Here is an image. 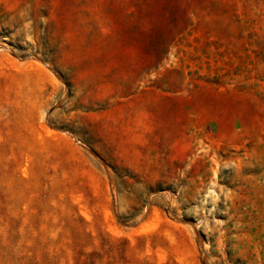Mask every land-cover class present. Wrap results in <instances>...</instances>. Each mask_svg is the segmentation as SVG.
I'll return each mask as SVG.
<instances>
[{
    "label": "rangeland",
    "instance_id": "374dc122",
    "mask_svg": "<svg viewBox=\"0 0 264 264\" xmlns=\"http://www.w3.org/2000/svg\"><path fill=\"white\" fill-rule=\"evenodd\" d=\"M84 255L264 264V0H0V264Z\"/></svg>",
    "mask_w": 264,
    "mask_h": 264
},
{
    "label": "trees",
    "instance_id": "16d2710c",
    "mask_svg": "<svg viewBox=\"0 0 264 264\" xmlns=\"http://www.w3.org/2000/svg\"><path fill=\"white\" fill-rule=\"evenodd\" d=\"M79 256L80 257H83L81 254ZM89 256H91V255H89ZM89 256L88 257H85V255H84V258L85 259H80V264H91V261L88 259Z\"/></svg>",
    "mask_w": 264,
    "mask_h": 264
}]
</instances>
